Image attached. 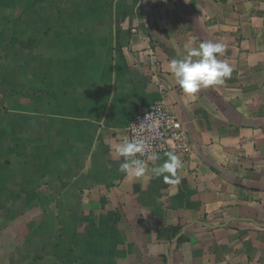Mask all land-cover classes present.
Wrapping results in <instances>:
<instances>
[{"label":"crops","instance_id":"obj_1","mask_svg":"<svg viewBox=\"0 0 264 264\" xmlns=\"http://www.w3.org/2000/svg\"><path fill=\"white\" fill-rule=\"evenodd\" d=\"M193 38L234 70L186 95ZM161 102L179 184L118 170ZM0 264H264V0H0Z\"/></svg>","mask_w":264,"mask_h":264},{"label":"clouds","instance_id":"obj_2","mask_svg":"<svg viewBox=\"0 0 264 264\" xmlns=\"http://www.w3.org/2000/svg\"><path fill=\"white\" fill-rule=\"evenodd\" d=\"M192 41L185 45V50L180 58L169 61L168 69L174 77L176 84L186 95H195L202 88L222 85L225 78H230L233 67L226 61L219 59L225 52L226 45L220 42L202 41L193 47ZM136 125V124H135ZM157 122L144 118L136 128L141 134L155 131ZM136 129H133L135 133ZM149 143L143 135H134L132 139L125 138L115 146V152L123 161L119 163L118 170L127 178L140 179L149 171L148 161H158L162 157L149 152ZM147 154V155H146ZM142 159L141 157H145ZM166 159L162 163L151 166L153 179L163 178L164 181L181 183L178 170L183 164L180 157L173 152L165 153Z\"/></svg>","mask_w":264,"mask_h":264},{"label":"built area","instance_id":"obj_3","mask_svg":"<svg viewBox=\"0 0 264 264\" xmlns=\"http://www.w3.org/2000/svg\"><path fill=\"white\" fill-rule=\"evenodd\" d=\"M141 1L143 0H137V2ZM146 117L156 121L157 126L154 132L141 134L136 125L138 126ZM133 129H136L135 133ZM134 135L144 136L150 145L149 152L152 154L160 155L173 152L176 155H188L191 153L189 130L176 115L168 110L164 102L155 104L147 111L135 114L127 128V139H132ZM146 155L141 158L146 159Z\"/></svg>","mask_w":264,"mask_h":264},{"label":"trees","instance_id":"obj_4","mask_svg":"<svg viewBox=\"0 0 264 264\" xmlns=\"http://www.w3.org/2000/svg\"><path fill=\"white\" fill-rule=\"evenodd\" d=\"M179 232V229H175V230H173L172 231V233H173V236L175 237L176 235H177V233ZM187 241V239L186 238H181L180 240H179V244L180 243H184V242H186Z\"/></svg>","mask_w":264,"mask_h":264}]
</instances>
